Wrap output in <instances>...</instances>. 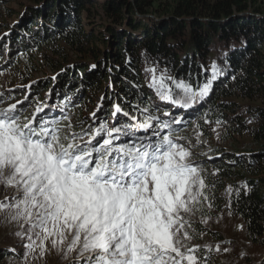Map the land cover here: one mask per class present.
<instances>
[{"label": "trees", "instance_id": "trees-1", "mask_svg": "<svg viewBox=\"0 0 264 264\" xmlns=\"http://www.w3.org/2000/svg\"><path fill=\"white\" fill-rule=\"evenodd\" d=\"M30 1L17 21L0 25V69L25 76L0 94L11 91L6 104L23 102L18 107L26 117L42 103L59 117L67 102L63 113L74 126L92 124L98 107L97 116L111 125L114 104L133 115L132 105H158L163 118L165 110H180L156 96L147 69L193 85L205 82L212 64L222 70L178 135L199 155L208 182L216 183L213 208H228L243 220L249 243L264 245V0ZM94 13L105 19L99 31ZM69 51L78 54L75 60ZM32 57L38 64L43 58L53 74L31 78L37 70ZM217 119L224 128L220 144H198V134L205 143L213 138Z\"/></svg>", "mask_w": 264, "mask_h": 264}, {"label": "snow or ice", "instance_id": "snow-or-ice-1", "mask_svg": "<svg viewBox=\"0 0 264 264\" xmlns=\"http://www.w3.org/2000/svg\"><path fill=\"white\" fill-rule=\"evenodd\" d=\"M147 71L156 96L179 112L165 110L162 118L158 105L138 103L133 115L114 104L109 125L97 116L98 107L92 124L79 122L76 132L63 113L67 102L59 117L43 103L31 117L20 101L0 107V185L15 190L0 201V214L18 225L15 235L26 241L22 264L50 250L70 264H211L221 251L219 244L192 243L205 234L193 218L199 214L207 223L204 210L213 207L216 183L208 182L178 133L223 72L212 64L205 82L193 85L166 70ZM204 123L211 121L205 117ZM196 139L205 143L200 134ZM227 193L231 197L232 186Z\"/></svg>", "mask_w": 264, "mask_h": 264}, {"label": "rangeland", "instance_id": "rangeland-1", "mask_svg": "<svg viewBox=\"0 0 264 264\" xmlns=\"http://www.w3.org/2000/svg\"><path fill=\"white\" fill-rule=\"evenodd\" d=\"M31 2L30 0L0 1V25L6 23L11 24L13 21H17L19 19V12H24L25 6L29 5ZM92 17H96V26L94 30L99 31L97 25H100L103 22L102 20L105 19H103L104 17L99 13L92 14ZM83 19H86V14H84ZM3 31L6 30L4 29ZM69 52H71L69 56L75 60L78 54L72 51ZM35 60L36 58H33V61ZM43 64V58H40L39 64L36 60L35 65L37 70L33 73L34 75L31 78L46 79L48 75L53 74L52 69ZM20 71L24 70L20 69ZM12 73L15 72H11V70L8 69H0V91H4L12 84H18L22 82V79H25V76H18L17 73L13 76ZM10 93L12 92L8 91L3 95L2 101L5 107L14 104L13 102H9L8 105L6 104L8 100L7 96ZM1 103L0 101V104ZM214 129L216 130L213 133V138L206 141V143H202L203 147L208 148L210 143H212V145L220 144L224 128L215 126ZM189 131L190 130H188V132ZM187 136H193V132L190 131ZM191 140L193 141L194 138H191ZM188 142V139H184V141L181 140V143L185 147H190L193 152V148ZM193 155L195 156H193L192 159H200L199 155L196 157V152L195 154L193 153ZM14 194L15 190L13 188H5L0 185V201ZM204 211L205 215L210 217L207 223L202 222L199 214L193 218V223L198 232H203L205 234L193 240L192 243L199 245L211 244L213 247L219 244L221 251L218 252L217 255L212 256L213 261H211V264H264V245L261 243L257 245L249 243L243 220L233 214L229 215V209H225L224 207L220 210L213 207L211 209L205 207ZM241 225L243 226L242 230L239 227ZM17 231H19L18 225L9 222L5 219L3 214H0V264H22V254L25 251L23 245L26 241H22L15 235ZM224 249H229V251L225 252ZM7 253H10V255H7ZM31 264H70V262L63 259L55 250H50L42 259L32 261Z\"/></svg>", "mask_w": 264, "mask_h": 264}]
</instances>
